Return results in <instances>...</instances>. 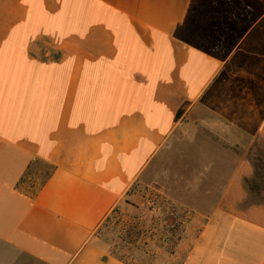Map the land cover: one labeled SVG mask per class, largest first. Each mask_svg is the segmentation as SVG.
I'll return each instance as SVG.
<instances>
[{"label": "crops", "instance_id": "0c3cea01", "mask_svg": "<svg viewBox=\"0 0 264 264\" xmlns=\"http://www.w3.org/2000/svg\"><path fill=\"white\" fill-rule=\"evenodd\" d=\"M191 1L0 0V264H127L95 233L149 178L195 200L181 264H264L247 184L264 146V0L208 28L207 51L174 36Z\"/></svg>", "mask_w": 264, "mask_h": 264}, {"label": "rangeland", "instance_id": "374dc122", "mask_svg": "<svg viewBox=\"0 0 264 264\" xmlns=\"http://www.w3.org/2000/svg\"><path fill=\"white\" fill-rule=\"evenodd\" d=\"M202 2L204 8L208 4L206 13L209 19L212 17L210 21L201 23L202 28L207 30L212 26L217 31L220 24L229 29L232 22L230 16L233 14L231 9H237L245 3L244 0H201L200 3ZM215 15L219 17L213 22ZM234 15L237 16V13ZM251 158L254 159V171L256 167L260 175L256 177L254 172V176L247 180L252 191L249 195L250 202H263L264 180L261 178L264 175V146L254 147ZM48 172L47 169L46 174ZM184 172L181 168L180 175ZM189 172L191 171L186 174ZM32 176L30 171L24 179L26 185L33 187L31 191L39 184ZM167 191L166 181L159 183L151 178L144 184L134 185L126 200L116 206L103 221L95 237L106 246L111 255L127 264H181L182 257L174 256V251L182 248L180 243L186 235L197 234L201 223L198 222L195 211L184 207V204L190 206L195 201L193 195L169 196Z\"/></svg>", "mask_w": 264, "mask_h": 264}, {"label": "trees", "instance_id": "16d2710c", "mask_svg": "<svg viewBox=\"0 0 264 264\" xmlns=\"http://www.w3.org/2000/svg\"><path fill=\"white\" fill-rule=\"evenodd\" d=\"M200 1L201 0L191 1L190 7L188 8L184 20L182 21V23L178 24V26L175 29L174 36L178 40L190 44L191 46L199 50L207 51L209 45L208 43L212 40L209 38V36H207L209 33L208 32L206 33V30L202 28L201 23H204V21L206 20L210 21L206 13L208 4L204 8L203 2L200 3ZM255 19H256L255 17L254 18L245 17V20H249L248 21L249 23H251ZM257 170L259 169L255 167L254 172L256 177L260 175L259 172H257ZM261 179L264 180V175ZM248 188L251 190L249 186Z\"/></svg>", "mask_w": 264, "mask_h": 264}]
</instances>
